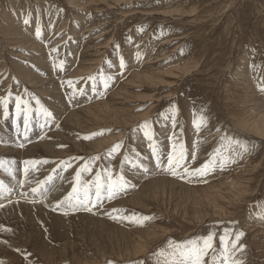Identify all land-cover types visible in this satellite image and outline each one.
Masks as SVG:
<instances>
[{
  "label": "rangeland",
  "instance_id": "374dc122",
  "mask_svg": "<svg viewBox=\"0 0 264 264\" xmlns=\"http://www.w3.org/2000/svg\"><path fill=\"white\" fill-rule=\"evenodd\" d=\"M255 111L264 0H0V264H157L209 234L206 264H264ZM77 172L90 211L61 204Z\"/></svg>",
  "mask_w": 264,
  "mask_h": 264
},
{
  "label": "snow or ice",
  "instance_id": "6c2138e0",
  "mask_svg": "<svg viewBox=\"0 0 264 264\" xmlns=\"http://www.w3.org/2000/svg\"><path fill=\"white\" fill-rule=\"evenodd\" d=\"M123 60H121V67H123ZM19 99V98H18ZM19 107V105H18ZM45 115L51 117L52 113L45 110ZM146 126V122H145ZM145 136L148 137V139H152L151 135L148 132H145ZM119 145L114 146L115 148H118ZM245 150H246V146ZM153 151L155 152V148L153 147ZM228 158H223L220 161L221 166H223L225 163H227ZM184 160V154L183 151L179 154V156L175 155V149L174 153L172 155L168 156V168L172 175H176V172L173 170L175 168H179L182 166V161ZM36 161H26L25 164H35ZM209 165L205 164L202 168L196 169L193 171H190L187 167H184V172L188 173L189 175H195L200 174L203 175L208 170ZM27 170V169H26ZM89 167L86 165L81 171H89ZM81 172H77L75 176V182L77 186L72 187L71 192L67 194V196L64 198V201H61V204L64 202H67L69 206L73 208H77L80 206H84L86 210H91L87 207L89 203H95L90 198L91 188L88 186L86 182H82L80 179ZM52 178L49 177L48 180L50 181ZM126 184V181H124V177L121 176L118 179H113L111 176V173L108 174V180L105 183H102L100 180L99 175H97V180L95 181V196L96 199L99 200L102 196V190L106 188L108 198L111 199L114 197L117 193V191L121 188H123ZM33 192H36L37 189H33ZM82 192V196H81ZM142 220L149 219L148 217L141 218ZM139 222V221H138ZM243 233H237L236 234V240H239L240 236H242ZM227 236V233L225 236L221 237V243H225V237ZM213 241H214V234H209L207 238H204L202 240V243H198L196 240L188 241L185 244H176L172 241L168 242V248L167 249H161L156 253L158 257L162 259L157 260V264H206L205 257L208 256L209 251L213 249ZM236 244L235 242H232V248L235 249ZM228 251V248L225 247L224 252L221 253V264H229V258L226 255ZM212 264H215V258L213 259ZM232 264H239V262L233 261Z\"/></svg>",
  "mask_w": 264,
  "mask_h": 264
},
{
  "label": "bare ground",
  "instance_id": "6f19581e",
  "mask_svg": "<svg viewBox=\"0 0 264 264\" xmlns=\"http://www.w3.org/2000/svg\"><path fill=\"white\" fill-rule=\"evenodd\" d=\"M117 1H119V0H117ZM206 15V14H205ZM50 34H52V33H50ZM55 35V34H54ZM28 74H30V73H28ZM28 74H26V76H27V78L30 76V75H28ZM35 82V81H34ZM39 82H41V81H39ZM241 96V95H240ZM247 97V96H246ZM243 100V99H242ZM48 101V100H47ZM242 103V102H241ZM55 107V106H54ZM251 108V109H253V106H251V105H248L247 106V108ZM56 108V107H55ZM248 108V109H249ZM61 111V110H60ZM254 111V110H253ZM246 119L248 120L247 121V124L248 125H251V126H255V127H257V128H260L261 129V127L264 125V121L262 120V117H263V112H261V111H258V112H254V113H246ZM244 120V119H243ZM6 154V153H5ZM240 179H241V176H240ZM239 178H237L236 179V181H239L240 180ZM242 184V183H241ZM240 184V185H241ZM4 246V245H3ZM4 248V247H3Z\"/></svg>",
  "mask_w": 264,
  "mask_h": 264
}]
</instances>
